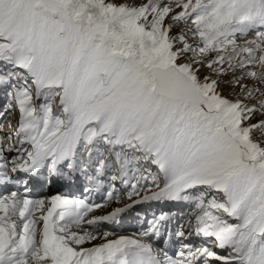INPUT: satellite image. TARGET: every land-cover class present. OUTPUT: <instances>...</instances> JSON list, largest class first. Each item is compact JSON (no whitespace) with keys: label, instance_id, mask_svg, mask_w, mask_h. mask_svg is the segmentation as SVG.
I'll return each mask as SVG.
<instances>
[{"label":"snow or ice","instance_id":"1","mask_svg":"<svg viewBox=\"0 0 264 264\" xmlns=\"http://www.w3.org/2000/svg\"><path fill=\"white\" fill-rule=\"evenodd\" d=\"M0 97V187L85 181L0 197V264H264V0H0Z\"/></svg>","mask_w":264,"mask_h":264},{"label":"bare ground","instance_id":"2","mask_svg":"<svg viewBox=\"0 0 264 264\" xmlns=\"http://www.w3.org/2000/svg\"><path fill=\"white\" fill-rule=\"evenodd\" d=\"M11 118H9V120H10ZM8 119L6 120V124H5V128H4V131L6 130V129H8V127H7V124H8ZM3 134H6V132H4V133H0V135H3ZM13 155H15L14 153H13ZM152 171L153 172H155V167H153L152 168ZM58 194V190H55V191H53V192H51V191H49V193H47V196L44 198V199H50L52 196H54V195H57ZM121 200L122 201H126V197L125 196H123V198H121ZM113 203H115V202H113ZM116 206V204L115 205H110L108 208H103V209H99V210H96L95 212H93V213H90L89 214V218L92 216V215H102V214H104L105 212H107V211H110L111 210V208L112 207H115ZM177 208H179V207H177ZM176 208H174V210H175ZM161 212V211H160ZM36 215L38 216L39 215V213H36ZM13 219H17L18 220V216L17 217H13ZM124 219H130V216H129V214L128 213H126V214H124V216L121 218V220H120V222L119 223H108V222H105V223H102L101 225H99V228L101 229V230H109V231H112V230H116V232L114 233L115 235H113V236H110L109 237V239H113V238H115L116 236H118V234L121 232V231H124V230H122V229H125V231L126 230H132L131 229V227H129V225L126 223H123L124 222ZM37 227L39 228V227H42V222H40V224H38L37 225ZM86 227H89V226H87L86 225ZM121 229V230H120ZM73 230H76V229H73ZM116 233H118V234H116ZM102 235V234H101ZM100 242H102L101 240H99V239H97L96 241H93L92 243H100ZM91 246V244H86L85 245V247H90Z\"/></svg>","mask_w":264,"mask_h":264},{"label":"rangeland","instance_id":"3","mask_svg":"<svg viewBox=\"0 0 264 264\" xmlns=\"http://www.w3.org/2000/svg\"><path fill=\"white\" fill-rule=\"evenodd\" d=\"M12 117V114L8 117V121H9V118H11ZM11 120V119H10ZM7 121V122H8ZM112 205H115V203H113ZM85 227H86V225H85ZM102 234V233H101Z\"/></svg>","mask_w":264,"mask_h":264}]
</instances>
